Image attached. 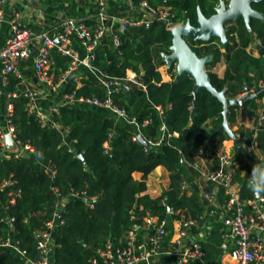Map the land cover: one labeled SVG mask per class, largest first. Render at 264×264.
<instances>
[{"label":"trees","instance_id":"1","mask_svg":"<svg viewBox=\"0 0 264 264\" xmlns=\"http://www.w3.org/2000/svg\"><path fill=\"white\" fill-rule=\"evenodd\" d=\"M69 4L70 18H84L89 24L95 19L86 17L76 11L75 0H60ZM152 6L169 7L174 20L180 23L190 21L197 24V9L200 8L205 17L214 14L221 0H148ZM139 0H123L107 2V11L121 15L131 3L137 5ZM252 8L264 16V1L252 5ZM96 11V10H95ZM40 29L38 26H28ZM111 33L106 32L93 51L95 55L91 65L95 72L108 77L125 78L134 73L144 89L128 84L131 91L120 89L108 94L100 83L97 73L78 65L74 71L80 76V85L76 80L65 82L59 87L61 94L75 93L76 99L105 100L108 96L113 103L123 108L130 118L139 125V133L148 143L146 146L134 140L133 128L122 124L107 110L88 105L73 103L59 106L57 117L66 129L72 145L63 142L60 130L49 125L42 126L37 117L26 107L27 99L20 92L22 86L19 79L10 74L7 84L0 85L6 102L12 105L10 116L14 127V140L20 148L30 145L33 152L30 158H20L17 153H4L0 138V180L11 182L0 190V236L13 230L20 249L26 257L36 261L35 234L44 228L54 208L57 189L68 198L63 209V224L55 233L56 246L52 264H91V252L103 247L113 234L115 240L124 242L127 233L135 225L143 227L144 218L156 217L157 223L175 218L177 220H195L192 232L199 231L203 224L205 207L192 186L190 194L182 192L181 183L187 176H195V156L202 146L211 143L221 145L230 141L226 133L217 131L222 123V104L209 93H200L193 99L194 82L185 79L172 88L170 81L162 78L160 68L164 65L163 54H170L171 35L162 22L155 21L148 29L132 28L119 35L121 44L118 49L112 47ZM229 46L226 50L214 38L208 43H192V50L199 56L212 55L213 60L206 66L212 85L217 90H226V96L237 98L244 92L256 91L264 84V20H252L251 30L245 26L242 18H238L227 27ZM255 42L254 55L250 45ZM71 48L78 59L88 56L86 48L75 37H71ZM51 71L57 78L68 70L73 59L58 53L50 52ZM223 60L225 69L220 77L212 71L214 66ZM172 66L168 70L171 78L175 71ZM15 92V98H8ZM53 96V97H51ZM246 100L242 106H229L228 123L231 128L240 120L247 121L253 130L244 131L241 126L233 130L246 145L252 141L253 150L249 156L258 152L262 156L261 169L255 173L251 167L239 162L236 167L235 181L239 185L241 201L248 202L256 198V194L264 197V121L258 124L260 111L257 100ZM46 112L56 105L55 94H51L42 102ZM195 105L194 118L190 120L191 107ZM159 108V109H158ZM264 111V110H263ZM165 126V132L161 130ZM149 142H159L151 146ZM105 144H108L106 152ZM256 152V153H255ZM83 153L84 162L78 155ZM240 157L244 151L237 152ZM215 170L219 165V154L210 155ZM161 166L168 173L169 187L156 197L143 194L146 190V179L152 171ZM134 173H140L136 180ZM199 174V173H198ZM20 195L14 205L8 203L10 194L17 191ZM206 192H216V202L227 206L230 196L221 187L207 182ZM71 191L84 192L91 200L90 204L83 200L69 198ZM172 210L170 215L168 210ZM245 212L250 207L245 205ZM13 217L9 225L2 218ZM224 217V216H223ZM150 231V228L148 227ZM170 230L169 226L165 227ZM222 220L216 223L205 239L200 241V249L209 264H221ZM154 226H152V233ZM170 235L166 236L169 239ZM167 257L164 264H170ZM0 264H27V260L16 251L0 248Z\"/></svg>","mask_w":264,"mask_h":264},{"label":"built area","instance_id":"2","mask_svg":"<svg viewBox=\"0 0 264 264\" xmlns=\"http://www.w3.org/2000/svg\"><path fill=\"white\" fill-rule=\"evenodd\" d=\"M5 3L6 0H0V9ZM127 4L129 7L123 14L114 15L107 11V0H100L96 11L86 16L95 19L94 24L87 23L86 19L81 17H68L54 24L51 29L38 30L24 26L19 21V18L15 17L10 24L9 37L6 43L0 47V84L5 86L7 84V77L10 74L19 79L22 86L20 92L27 99L26 107L28 111L37 117L42 126L49 125L56 129L57 125L54 117L58 115L59 106H51L48 112L40 107L39 99L36 98V92L31 86L23 84L22 74L17 69L20 60L27 56H31L33 59L34 76L41 85L45 86V92H48L45 95L46 97L44 96L42 99L50 96V90L55 86L60 87L63 85L66 82V78L74 73L78 65H83L89 71L97 73L98 80L107 89L108 94L112 92L116 93L122 89L123 85L128 86V84L144 89V85L134 73H129L125 78H115L95 72L96 69L91 65V61L95 57L93 51L106 32L111 33L112 47L116 50L121 44L119 35L127 33L132 28L148 29L153 22L158 21L162 22L165 29L170 32L182 23L174 20L175 16L169 7L152 6L148 0H139L137 5ZM72 36H75L88 52V56L81 60L78 59L71 48ZM52 49L73 59L68 70L61 73L56 80L53 79L51 71L50 52ZM262 87H264V84ZM16 95L13 92L9 93L7 97L15 98ZM74 95V92L63 94V104L60 106L72 105L77 102L107 110L116 118L135 125L138 130L134 134V140H137V136L140 134L138 123L133 118H130L123 108L117 107L110 96L100 101L96 98L76 99ZM259 103L264 110V96L259 99ZM11 113L12 105L8 103L6 116L7 130L3 131L0 129L1 146L3 149L5 147V135L9 133L14 138V127L10 121ZM263 121L264 111L260 112L258 124L261 125ZM161 130L165 132L164 125H162ZM149 144L157 146L159 142H149ZM253 144L254 142L252 141L244 147V155L252 152ZM105 147L107 152L108 144H105ZM20 150L28 153L33 152V148L30 145H26L23 148L18 146V153ZM240 159L241 157L232 156L226 151L219 152L218 167L213 171H199V173L204 180L213 183L215 187L223 188L226 194L230 196L228 202L230 206L229 213L222 218L221 250L230 255L234 264H264V241L259 234L260 231H264V215L259 210V205H264V197L258 196L257 199L255 198L247 203L240 200L239 193L235 188L236 167ZM9 184L11 182L0 180V190ZM188 187V184L182 181V192H186ZM53 191L56 195L54 208L50 217L45 222L44 228L35 234L36 251L39 254V258L34 261L26 257V252L20 249L19 241L15 239L13 230H10L4 236H0V248H9L16 251L27 260V264H52L56 246L54 233L63 224V200L68 199L63 197L57 189H53ZM19 195V190L13 196L10 194L8 203L14 205L16 202L15 197ZM215 195L216 192L211 191L205 197L209 202H212ZM69 198L83 200L85 203L89 201V204L91 202L84 192L71 191ZM246 204L251 209L250 213L245 212ZM169 213H171V210H169ZM1 221L10 225L14 221V218H2ZM149 221L150 224L147 227L150 228V231L144 238L140 237L138 229L135 227L127 233L124 242L115 240L113 236H110L103 247L91 252L90 263L164 264L165 258L170 257V264H209L204 259V253L200 249V245L192 237V228L196 226L195 220H180L177 235L171 239H166V236L170 233V230H165V227L169 226L167 221L156 223L153 233L152 217H149Z\"/></svg>","mask_w":264,"mask_h":264},{"label":"crops","instance_id":"3","mask_svg":"<svg viewBox=\"0 0 264 264\" xmlns=\"http://www.w3.org/2000/svg\"><path fill=\"white\" fill-rule=\"evenodd\" d=\"M100 0H75L77 3V6L75 7L76 11L85 14V15H91L94 13V11L97 8V5ZM109 0H107L108 2ZM227 1V0H226ZM0 16H1V24H0V47H2L9 37L10 34V24L13 22L15 17L19 18V21L24 26H38L40 29H51V27L58 23L59 21L70 17L69 13V4L63 3L60 0H6V3L2 6L0 9ZM255 42H253L250 45V49L253 50L254 55H257L256 50L254 49ZM224 50V49H223ZM1 67V66H0ZM18 71L22 74L23 84L26 86H31L33 88L34 81L38 83L36 77L34 76V70H33V59L31 56H27L20 60L18 65ZM225 69V65L223 60L218 62L214 68L212 69L213 72H215L218 76H222ZM169 69H166L165 63L160 68V72L162 74V78L165 81H172L173 78H171L170 74L168 73ZM1 77V73H0ZM53 79L56 80L54 74ZM74 80H76L77 85H80V76H77ZM21 82V81H20ZM79 83V84H78ZM1 85V84H0ZM44 87V86H43ZM33 89H38V87H34ZM53 89H55V102L56 106H60L63 104V94L58 90L59 87L55 86ZM39 90V89H38ZM42 90L41 93L43 94V97L48 93L44 92ZM252 92V91H251ZM243 94V93H242ZM241 96V95H240ZM43 97H39L38 102L39 106L43 108L42 102L44 99ZM46 97V96H45ZM50 97V96H48ZM53 97V96H51ZM259 111L262 112L263 109L261 108L262 105L259 103V100H257ZM7 105L6 98L2 94V91L0 90V129L3 131L7 130V123H6V116H7ZM44 109V108H43ZM159 109V108H158ZM192 109V107H191ZM191 114V113H190ZM118 119V118H117ZM122 122L124 125L131 126L133 128L134 134L137 133V127L133 124H129L121 119H118ZM190 120H192L190 118ZM54 121L56 122L57 129L61 131L63 134V142L69 146L72 145L71 141L69 140V137L67 135V131L65 128H63L62 123L57 117H54ZM241 126L244 131L250 132L253 130L252 125L248 123L247 121H241L240 117H238L237 124L234 125L232 130L237 129V127ZM5 142V139H4ZM240 142L243 146V150L245 147V143L242 139H240ZM226 151L232 156H237V152H242L239 150V146L235 144L232 140L230 141H224L221 145L218 144H211L208 143L204 146H202L200 152L196 154L195 156V162H194V171H208L209 168L212 166V159L210 158L211 153L215 152L219 154V152ZM4 153H18L17 152H10L8 150V147L5 143V147L3 149ZM256 153V152H255ZM261 160L262 156L257 152L255 156H249L245 155L241 157L240 162L245 163L251 167V169L257 173L261 169ZM197 169V170H196ZM198 172V171H197ZM199 173V172H198ZM195 176H187L184 180L188 184V190L186 191L187 194H190V188L192 186L193 190H195L199 196L200 202L205 207V212L203 216V224L201 225L199 231L193 233L192 237L195 239V241L199 244L200 241L205 239L206 234L211 231L214 227V225L218 222H220L223 218V216L227 215L230 210V206L227 204V206L220 205L216 202V196L212 202H209L205 195L208 193L205 190V187L207 186V182L204 180L200 173ZM133 177L136 180L141 179L140 173H134ZM169 187V178L167 171L162 168L161 166L156 167L152 173H150L146 179V190L143 194H147L151 198H156L160 196L163 191L167 190ZM237 192L239 193V185L236 183L235 186ZM217 190V187H216ZM226 194V192H225ZM68 199L63 200V204H66ZM170 210V209H169ZM168 210V213H169ZM251 210V209H250ZM259 210L264 215V205H259ZM170 215L173 214L172 210ZM179 221L177 219L169 218L168 223L170 226V237L174 238L177 235V231L179 228ZM157 223V218L152 217V226H155ZM150 224L149 216L144 218V225L143 227H139L135 225V228L138 229V233L141 238H144L149 230L148 225ZM259 234L263 238L264 241V231H260ZM111 236L114 237L112 234ZM115 238V237H114ZM167 258V257H166ZM165 258V260H166ZM169 260L170 257H168ZM220 262L221 264H234L233 260L231 259L230 255L228 253H222L220 256Z\"/></svg>","mask_w":264,"mask_h":264},{"label":"water","instance_id":"4","mask_svg":"<svg viewBox=\"0 0 264 264\" xmlns=\"http://www.w3.org/2000/svg\"><path fill=\"white\" fill-rule=\"evenodd\" d=\"M264 0H221L215 8L213 15L205 17L200 8L197 9V24L192 25L190 21L182 23L170 31L171 46L170 54H163L162 60L166 69L175 68V75L171 81V87L174 88L182 83L185 79H192L194 82L192 96L196 100L197 96L202 92L209 93L213 98L222 104L223 110L222 123L216 128L215 132L221 131L235 144L239 146V150L243 151V146L239 137L234 133L228 123L229 106H242L248 99H254L264 92V87L251 92L245 87L244 92L237 98H229L226 96V90H217L211 82L210 76L206 70V66L213 60L212 55L199 57L191 48L192 43L202 42L208 43L212 39L219 40L220 45L226 50L229 46L227 37V27L233 24L238 18H242L248 31L251 30L252 20H264V16L252 8V5ZM58 44V42L56 41ZM77 77L76 73L70 74L66 78V82H70ZM122 89L131 91V88L123 85ZM196 107L192 106L190 118L193 119ZM5 143L10 152H17L18 146L11 134L5 135ZM137 140L147 145L144 137L139 134ZM20 158H30V154L24 150L18 153ZM78 158L84 162L83 153ZM256 194V199L258 198ZM89 204V201L86 202Z\"/></svg>","mask_w":264,"mask_h":264},{"label":"rangeland","instance_id":"5","mask_svg":"<svg viewBox=\"0 0 264 264\" xmlns=\"http://www.w3.org/2000/svg\"><path fill=\"white\" fill-rule=\"evenodd\" d=\"M34 87H38V89H34V91L36 92V98H39V97H43V94L41 93V91L43 90L44 92L46 91V89H45V86L43 87V85H41L39 82L37 83V82H35L34 81V85H33V88ZM43 92V93H44ZM55 92V89L53 90V89H51L50 90V93L51 94H53ZM55 94V93H54Z\"/></svg>","mask_w":264,"mask_h":264}]
</instances>
